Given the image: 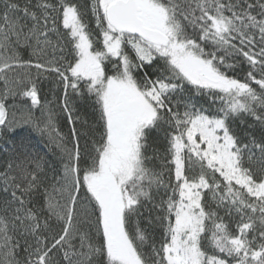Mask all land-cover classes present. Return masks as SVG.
<instances>
[{
  "label": "snow or ice",
  "instance_id": "snow-or-ice-1",
  "mask_svg": "<svg viewBox=\"0 0 264 264\" xmlns=\"http://www.w3.org/2000/svg\"><path fill=\"white\" fill-rule=\"evenodd\" d=\"M0 82V264H264V0H0Z\"/></svg>",
  "mask_w": 264,
  "mask_h": 264
},
{
  "label": "trees",
  "instance_id": "trees-1",
  "mask_svg": "<svg viewBox=\"0 0 264 264\" xmlns=\"http://www.w3.org/2000/svg\"><path fill=\"white\" fill-rule=\"evenodd\" d=\"M33 71H35L33 69ZM0 86H2V82H0ZM48 85L46 84L44 86L45 94L48 92ZM49 99H51V96H48ZM249 122H251V117L248 118ZM63 131L67 132V127L63 126V119L61 118ZM242 127V125H241ZM20 133V136L17 138V143H19L20 139L23 137H28L30 141V146L33 148V150L38 151L41 155L45 154L48 151V144L46 137H42L39 134L32 132L30 129L25 127L24 129H18L17 130ZM8 145L5 144L3 140H0V148L7 147ZM3 159V153L0 151V160Z\"/></svg>",
  "mask_w": 264,
  "mask_h": 264
}]
</instances>
